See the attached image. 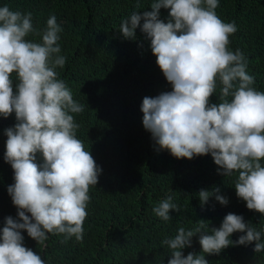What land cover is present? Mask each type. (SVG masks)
<instances>
[{"label":"clouds","instance_id":"1","mask_svg":"<svg viewBox=\"0 0 264 264\" xmlns=\"http://www.w3.org/2000/svg\"><path fill=\"white\" fill-rule=\"evenodd\" d=\"M219 6L220 0H152L150 11H133L119 30L133 40L138 28L145 34L171 85L141 104L143 126L157 150L188 159L211 154L218 173L235 177L236 194L246 207L264 214V91L255 86L245 53L230 47L239 26L223 20ZM161 8L169 9L167 22ZM63 31L55 13L41 29L31 11L0 4V117L14 112L17 121L4 130V160L14 170L7 192L17 215L5 217L0 228V264H47L24 245L22 230L41 245L49 234H63L65 242L73 237L83 241L90 187L103 171L77 135L80 124L74 114L85 105L74 99L57 71L67 61L59 43ZM30 34L41 39H27ZM220 193L218 186L201 189L202 206L212 196L227 205ZM171 210L181 211L172 194L152 209L165 222L172 220ZM207 228L201 219L161 240L171 252L167 264H209L205 254H219L234 244L255 242L253 251L264 252V229L241 214L230 212L220 227ZM235 232L241 235L233 240ZM197 233L202 251L185 256L183 249Z\"/></svg>","mask_w":264,"mask_h":264},{"label":"trees","instance_id":"2","mask_svg":"<svg viewBox=\"0 0 264 264\" xmlns=\"http://www.w3.org/2000/svg\"><path fill=\"white\" fill-rule=\"evenodd\" d=\"M151 2L0 0L13 10L31 11L41 29L53 13L63 22L59 43L67 61L57 71L72 89L74 99L85 105L82 113L74 114L80 124L77 135L103 169L97 185L90 187L83 241L73 237L65 242L63 234H49L41 245L22 230L24 245L41 254L47 264H167L171 252L161 240L174 236L178 227H193L201 219L211 232L230 212L264 229V214L246 207V201L236 194L235 177L218 173L211 154L188 159L177 158L168 150L158 151L143 126V98L171 90V85L145 34L138 28L137 39H127L119 26L133 11H150ZM216 11L223 20L238 24L230 47L245 53L255 86L264 91V0H220ZM160 12L167 22L169 9L161 8ZM27 39L38 41L41 37L30 34ZM218 96L217 92L212 101L217 102ZM16 122L14 112L0 117V228L5 217L17 215L7 192L14 182V170L4 160V130ZM217 186L229 203L223 205L212 196L202 206L200 190ZM169 194L181 211L171 210L173 218L165 222L152 209ZM240 235L235 232L231 238L236 240ZM199 237L200 233L194 235L192 245L183 249L185 256L202 251ZM254 243L230 245L219 254H205V258L209 264H264V252H254Z\"/></svg>","mask_w":264,"mask_h":264}]
</instances>
